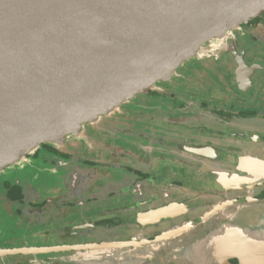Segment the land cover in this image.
<instances>
[{
    "label": "flooded vegetation",
    "instance_id": "af4514ba",
    "mask_svg": "<svg viewBox=\"0 0 264 264\" xmlns=\"http://www.w3.org/2000/svg\"><path fill=\"white\" fill-rule=\"evenodd\" d=\"M0 264H264V14L7 167Z\"/></svg>",
    "mask_w": 264,
    "mask_h": 264
},
{
    "label": "water",
    "instance_id": "95a60500",
    "mask_svg": "<svg viewBox=\"0 0 264 264\" xmlns=\"http://www.w3.org/2000/svg\"><path fill=\"white\" fill-rule=\"evenodd\" d=\"M263 14L264 0H0V174Z\"/></svg>",
    "mask_w": 264,
    "mask_h": 264
},
{
    "label": "rangeland",
    "instance_id": "374dc122",
    "mask_svg": "<svg viewBox=\"0 0 264 264\" xmlns=\"http://www.w3.org/2000/svg\"><path fill=\"white\" fill-rule=\"evenodd\" d=\"M79 148V147H78ZM77 148H75V150H76ZM191 180H186V181H184L185 182V186L187 187V186H189V185H192V187H194V188H199L200 187V181H199V176L197 177L196 175H191ZM194 185V186H193ZM202 185V184H201ZM38 231H42V230H38ZM28 238L29 237H27L26 238V241H25V243H24V245H36V244H34V243H31V242H37V240L36 241H28ZM35 238V237H34ZM40 240V239H39ZM39 240H38V242H39ZM42 240V239H41ZM51 243H52V241H51ZM23 244L22 243H17L16 244V246H22ZM23 245V246H24Z\"/></svg>",
    "mask_w": 264,
    "mask_h": 264
}]
</instances>
